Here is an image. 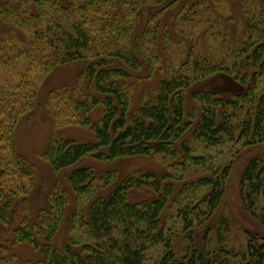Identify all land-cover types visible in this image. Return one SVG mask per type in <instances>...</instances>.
<instances>
[{
  "label": "trees",
  "instance_id": "16d2710c",
  "mask_svg": "<svg viewBox=\"0 0 264 264\" xmlns=\"http://www.w3.org/2000/svg\"><path fill=\"white\" fill-rule=\"evenodd\" d=\"M152 1L155 4L165 1L167 7H171L178 0ZM147 2H4L0 16L13 25V30L17 28L18 33L19 29L25 32L23 37L12 34L13 31L7 32L5 41L8 39L17 45L32 40V47L22 45V51L40 59L46 71L57 63L93 60L86 69L87 86H94L97 93L92 101L80 99L74 93L66 96L58 91L52 93L49 107L57 122L87 126L95 133L97 141L77 143L63 137L52 138L44 156L55 171L68 168L89 154L102 160L161 155L164 159L170 158L174 168H186L190 164L203 166L211 158L196 154L197 145L243 142L245 147H252L264 144V91L256 92L264 75V0L259 4L261 17L255 19L247 15L246 28L236 48L231 44L217 50L220 59L216 61L215 56L198 51L197 43L191 45L186 57L176 67L168 69L157 93L131 111L130 73L109 65L118 59L128 68L139 70L143 60L151 67L158 63L161 50L157 30L147 24L140 35H135L137 26L141 24L140 11L146 6H154ZM197 14L203 16V12ZM185 17L182 20H186ZM153 20L150 18L148 22ZM191 20L199 24L197 19ZM220 76L231 79L240 90L229 94L225 92L227 89L198 90L192 94L198 105L187 107V96L193 86ZM10 91L9 85L0 84V121L4 123L15 121L34 107L29 95L23 100L22 93ZM96 105H102L103 112L100 119L93 121L91 111ZM191 131V138L186 139ZM11 150L13 158L10 164L16 169L14 175L28 174L29 170L14 143ZM96 150L100 152L95 153ZM229 171L230 165L217 170L210 168L209 174L199 177L195 184H189L198 192L208 188L199 198L195 197L198 195L196 191L194 196L191 195L193 192L186 194L189 191L187 187L179 192L178 196H186L183 205H178L177 212L171 217L172 220L177 217L190 241L181 250L175 248L174 232L162 217L175 193V186L172 182L163 186L158 176L149 172L140 177L130 176L108 196L91 204L81 222L90 238L88 242L80 244L71 239L64 243L62 250L53 249L51 242L58 222L54 219L38 226L25 216L13 230V243L34 245L49 260L48 264H147L149 249L160 244H163L164 251L156 264H264V240L259 235L247 231L246 248L239 252L229 249L223 242L221 229L210 224L224 197ZM8 173L9 166H2L0 222L6 225L25 188V184L13 178L10 182ZM68 182L78 194L88 193L94 176L88 168H79L68 176ZM240 184L244 207L264 225V209L259 213L256 211L264 196V155L250 159ZM146 185L154 187L159 192L158 197L153 202L131 203L128 189ZM198 228L205 229L207 244L212 243L210 233L215 229L217 246L197 247L194 230Z\"/></svg>",
  "mask_w": 264,
  "mask_h": 264
},
{
  "label": "rangeland",
  "instance_id": "374dc122",
  "mask_svg": "<svg viewBox=\"0 0 264 264\" xmlns=\"http://www.w3.org/2000/svg\"><path fill=\"white\" fill-rule=\"evenodd\" d=\"M6 1L0 0V11L4 9L3 4ZM260 1L178 0L173 6L167 7L165 1L162 4H155L152 0H148L147 3L154 6L148 8L146 6L140 11L141 24L137 26L135 35H140L147 24L157 30L161 50L158 63L151 67L143 60L139 70L128 68L118 59L113 60L109 65L126 69L130 73L128 79L131 92L130 110H136L142 101L151 99L157 93L168 69L176 67L178 62L186 57L185 53L189 51L191 45L197 43L198 51L215 56L216 61L220 59L217 50L231 44L232 48H236V43L244 34L247 15L255 19L261 17ZM206 5L209 7L205 8ZM202 12L203 16L199 17L197 13ZM184 15L186 20H182ZM2 17L0 16V84L9 85L11 93H22L23 100L29 95L34 107L32 111L24 113L15 121H6V123L0 121V173L2 166L3 168L9 166L10 173L7 177L10 182L13 178L16 182L25 184L8 224L0 222V264H48L49 260L34 245L28 242L13 243V230L25 216L38 226H42L43 223L48 224L54 219L58 222L51 242L53 249L62 250L64 243L71 239L80 244L88 242L90 238L86 229L81 227V222L91 204L99 198L108 196L130 176L140 177L147 172L158 176L163 186L168 182H172L175 186V193L163 211L162 217L166 221V226L174 232V245L177 250H181L190 241L177 217L172 220L171 216L177 212L178 205H183L186 194L193 192L191 195L194 196L198 192L189 184H195L199 177L209 174L210 168L217 170L228 165L230 171L226 180L225 194L210 224L214 225L215 229L218 227L221 229L223 242L229 249L239 252L246 248L247 231L259 235L264 240V225L244 207L240 192L244 169L251 158L264 155V144L252 147H245L243 142L218 146L197 145L196 154L211 158L203 166L190 164L186 168H174L171 159H164L161 155L102 160L94 154H89L76 164L55 171L44 156L52 138L63 137L77 143L97 141L95 133L87 126L57 122L49 107L52 93L58 91L66 96L74 93L80 99L92 101L93 95L97 93L94 86L90 88L87 86L86 69L93 60L57 63L50 68V71H46L40 59L30 57L22 51V45L27 48L32 47V40L17 45L8 39L5 41L4 35L7 32L13 31L12 34L20 37H23L25 32L19 29L18 33L17 28L13 30V25ZM150 18L154 19L153 22H148ZM194 18L199 24L191 20ZM38 44L41 45L42 42L39 41ZM35 47L38 48L37 43ZM49 52L48 49L47 56ZM202 89L215 91L227 89L229 92L227 90L225 92L229 94L239 91L240 87L224 76L202 81L189 91L188 108L191 105H198L192 94ZM261 91H264V75L258 82L256 92ZM102 112V105L94 106L91 111L92 120L100 119ZM191 134L192 131L187 133L185 138L190 139ZM12 143L29 170L26 175L19 173L14 175L16 169L10 164L13 158ZM100 150H96L95 153ZM102 150L107 151L108 148ZM79 168H88L93 173L94 182L88 193L78 194L68 182V176ZM164 176L168 178L164 179ZM185 187L189 191L183 196H178ZM207 190L208 188H203L195 197H201ZM158 195L159 192L150 185L133 186L128 189V199L135 204L153 202ZM256 208L258 213L264 209V196ZM215 229L210 233L212 240L210 244L206 242L205 229H195L194 244L202 249L207 245L210 248L217 246ZM76 248L80 250V246ZM163 251V244L151 247L148 251L147 264H156Z\"/></svg>",
  "mask_w": 264,
  "mask_h": 264
}]
</instances>
